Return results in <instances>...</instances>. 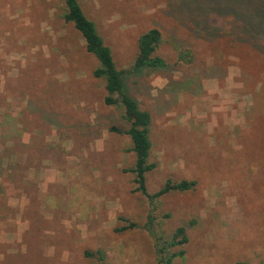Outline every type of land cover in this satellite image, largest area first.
<instances>
[{"label":"rangeland","instance_id":"1","mask_svg":"<svg viewBox=\"0 0 264 264\" xmlns=\"http://www.w3.org/2000/svg\"><path fill=\"white\" fill-rule=\"evenodd\" d=\"M80 2L120 69L162 31L168 65L125 75L152 115L147 188L196 184L136 191L133 141L112 129L130 122L65 1L0 0V264H160L181 225L172 264H264V0Z\"/></svg>","mask_w":264,"mask_h":264},{"label":"trees","instance_id":"2","mask_svg":"<svg viewBox=\"0 0 264 264\" xmlns=\"http://www.w3.org/2000/svg\"><path fill=\"white\" fill-rule=\"evenodd\" d=\"M64 1L66 4V11L64 12L65 20L72 22L75 28L81 32L86 41L87 50L94 53L100 61V66L94 70V74L98 77H104L106 80L107 94L104 98L105 103L123 106L124 117L130 122V126L126 131H122L117 127H112V129L128 133L133 141L132 149L136 155L135 164L130 168H125V171L135 173V190L140 191L151 201H155L170 191H185L193 188L196 184L195 180L183 179L173 181L171 178H168L159 190L153 193L148 191L147 172L156 167L155 162L149 161L152 148L150 138L152 115L149 110L142 108L139 101L129 93L125 83V75L128 72L136 71L143 67L158 69L168 65L166 59L158 54V49L165 40L162 31L157 27H152L142 33L138 40V54L131 67L120 69L116 64L111 47L106 44L95 21L87 15L80 0ZM179 56L180 59H184L185 61H192L194 58L189 49L181 50ZM134 225L135 223L130 222L128 226L132 227ZM188 240L186 227L182 225L178 226L171 235V238L166 243L160 245L161 247L157 252L159 263L172 264L175 257L183 256L185 249L182 247ZM175 247H181V249L167 253L169 248ZM237 264L245 263L239 261Z\"/></svg>","mask_w":264,"mask_h":264}]
</instances>
